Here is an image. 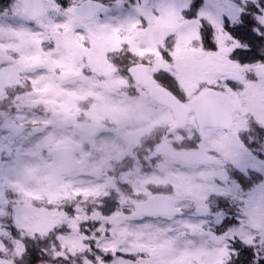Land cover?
<instances>
[{
  "label": "snow or ice",
  "instance_id": "1",
  "mask_svg": "<svg viewBox=\"0 0 264 264\" xmlns=\"http://www.w3.org/2000/svg\"><path fill=\"white\" fill-rule=\"evenodd\" d=\"M0 264H264V0H0Z\"/></svg>",
  "mask_w": 264,
  "mask_h": 264
}]
</instances>
